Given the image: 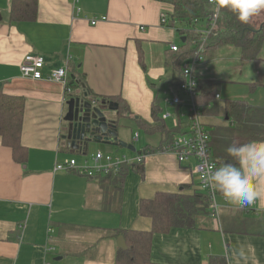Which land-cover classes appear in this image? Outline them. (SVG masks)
<instances>
[{"label":"crops","instance_id":"obj_1","mask_svg":"<svg viewBox=\"0 0 264 264\" xmlns=\"http://www.w3.org/2000/svg\"><path fill=\"white\" fill-rule=\"evenodd\" d=\"M12 3L0 0V87L25 100L22 143L28 161L16 163L0 139V264H116L123 249L119 240L126 243L121 237L106 239L108 232L150 231L152 221L140 216V201L158 193L199 192L196 162L180 164L164 149L151 152L143 156L144 177L130 169L122 192L113 182L56 171L58 163L71 159L79 166L89 163L97 152L119 155L105 145H96L90 155L73 150L66 139L68 103L76 92L99 101L115 100L126 114L120 122L126 121L130 130L122 132V139L133 145L143 134L144 145L140 149L133 145L137 152L156 147L158 137H149L141 128L142 123L154 122L156 91L150 83L163 89V121L165 113H185L188 107L185 96L182 108L165 102L177 90L163 84L166 60L172 45L180 46L184 40L175 28L161 23L162 14H171L173 6L162 0H37L36 20L29 22L11 19ZM94 19L100 20L95 26ZM139 46L146 72L139 62ZM28 56L44 58L46 74L66 67L76 91L68 95L62 83L22 77L20 67ZM259 58L243 64L241 50L227 45L213 59L196 64L193 73L198 85L219 84V101L252 100L254 104L246 102L264 107V46ZM171 120L164 122L175 130ZM208 120L204 125L210 134L229 122L224 114ZM137 152L128 158L139 156ZM257 183L264 184V179ZM182 186L191 189L182 191ZM218 201L220 221L210 215L200 220L199 229L176 228L154 235L153 262L209 264L213 257H225L227 264H244L233 255L243 244L248 264H264V235L250 229L264 223V197L251 213L222 195Z\"/></svg>","mask_w":264,"mask_h":264},{"label":"trees","instance_id":"obj_2","mask_svg":"<svg viewBox=\"0 0 264 264\" xmlns=\"http://www.w3.org/2000/svg\"><path fill=\"white\" fill-rule=\"evenodd\" d=\"M162 1L173 6L167 27L175 28L178 34L184 38L177 51L171 50L165 64L167 75L166 83L163 84H170L172 88L178 90L185 83L183 65L185 62L194 59L203 38L201 33L196 32L191 26L196 21L209 20L214 11L209 0ZM37 13V0H13L12 20L32 22L36 20ZM227 45L235 46L241 50L243 64L261 61L259 56L264 46V21L259 25L252 22L251 19L247 23H241L229 9H220L217 26L204 42L203 59H213L217 51ZM138 50L140 65L146 72L144 55L140 46ZM150 85L156 91V99L152 109L154 122L153 124L142 123L141 128L149 137H158V145L156 147L149 146L144 151H138L139 156L170 148L175 135L182 130L181 126L179 129L172 130L162 120L163 89L154 83H150ZM70 87L72 93L76 91L74 83L71 82ZM219 89L218 83L204 81L198 85L195 95V103L201 109L202 115L218 116L224 114L229 118L227 127L215 128L211 132L210 148L212 158L217 166L231 160L226 151L230 144L249 140H264V107H253L243 100L219 101L216 99ZM75 94H79V92ZM90 99L95 98L90 95ZM24 113L25 100L22 97L5 94L3 88L0 87V139L5 147L12 150L15 162L22 165L28 161V150L22 143ZM124 116H126L124 112L119 115V117ZM143 164V161L131 165L124 164L117 173H109L96 179L103 182H113L122 192L125 178L130 169L144 177ZM181 189L188 191L191 187L182 186ZM219 195L222 194L219 193ZM209 205L210 201L207 195L200 191H195L191 195L185 192L158 193L152 200H141L140 216L151 219L152 228L150 231L115 230L108 232L106 239L121 237L126 243V248L119 249L117 253L116 264H156L152 260L154 235L168 234L176 228L199 229L200 220L211 215ZM252 211L245 212L251 213ZM250 229L264 235V223L256 226L255 224L251 225ZM209 264H227V261L225 257H213Z\"/></svg>","mask_w":264,"mask_h":264},{"label":"built area","instance_id":"obj_3","mask_svg":"<svg viewBox=\"0 0 264 264\" xmlns=\"http://www.w3.org/2000/svg\"><path fill=\"white\" fill-rule=\"evenodd\" d=\"M216 2L217 0H209V4L214 11L209 20L203 22L196 21L194 25L191 26V28H193L196 32L201 33L203 36L201 44L199 45V49L194 59L185 62L183 65L185 83L178 90H174L171 94H168V98L165 100L166 105L170 108H182L184 106V102L181 97L185 96L188 99V107L185 113L177 115L165 113L163 115V119L164 121L172 119L175 129H179L180 126L182 128V130L175 135L170 148H166L164 151L174 153L180 164H185L191 160L196 162L195 171L199 175L200 179L199 190L201 193L207 195L210 201L209 211L211 215L220 221L221 205L218 201L220 195L217 191H213L206 181V177L210 170H213L212 166H217V163L212 158L210 148L212 138L210 131L203 124L201 109L197 107L195 103L198 82L193 73V67L203 61V54L205 51L204 42L217 26L220 11H215ZM169 17L170 14L168 13L162 14L161 23L163 26H167L169 24ZM103 20L106 19L103 18ZM99 22L100 20L94 19L92 20V25L95 26ZM144 29L145 28H142V30ZM171 50L177 51L178 46L172 45ZM46 67L47 65L44 58L38 56H28L21 65L20 72L22 77L27 79L49 80L62 83L66 89V94H72L68 69L66 67L52 68L49 69L46 74L44 72ZM216 98L219 99L220 96L217 95ZM141 161H143V156H137L133 159H129L127 156L97 152V154L91 158V162L89 163L86 161L83 165L79 166L76 160L71 159L64 163H58L56 171L72 172L90 179H95L97 177H104L109 173H117L124 164L131 165ZM225 201L227 202L228 200ZM255 206L256 202L250 206H238V208L242 211H251L255 210Z\"/></svg>","mask_w":264,"mask_h":264},{"label":"clouds","instance_id":"obj_4","mask_svg":"<svg viewBox=\"0 0 264 264\" xmlns=\"http://www.w3.org/2000/svg\"><path fill=\"white\" fill-rule=\"evenodd\" d=\"M227 8L241 23L264 11V0H217L215 11ZM230 161L220 166H212L206 181L213 191L222 194L225 200L237 206H250L264 197V140H249L232 143L226 149ZM233 255L248 264L247 247L239 245Z\"/></svg>","mask_w":264,"mask_h":264},{"label":"water","instance_id":"obj_5","mask_svg":"<svg viewBox=\"0 0 264 264\" xmlns=\"http://www.w3.org/2000/svg\"><path fill=\"white\" fill-rule=\"evenodd\" d=\"M113 104H115V108H112ZM68 106L66 139L73 150L87 154L86 151L91 145H105L119 150L126 149L133 153L137 152L132 144L122 139L125 125L120 122L121 117L117 115L119 111L117 103L90 99L88 93L82 92L73 95ZM106 112L116 115L112 118ZM119 241L122 248L125 249L126 246L122 244L123 240Z\"/></svg>","mask_w":264,"mask_h":264},{"label":"rangeland","instance_id":"obj_6","mask_svg":"<svg viewBox=\"0 0 264 264\" xmlns=\"http://www.w3.org/2000/svg\"><path fill=\"white\" fill-rule=\"evenodd\" d=\"M251 19V21L252 22H256V24H260V23H262L263 22V20H264V11H261L259 14H257V15H254L253 17H251L250 18ZM224 97H226V96H224ZM257 96H254V98H256ZM225 99H227V98H225ZM225 99H223V100H225ZM251 99V98H250ZM228 100V99H227ZM246 101H248L250 104H254L253 102H252V100H246ZM208 117L209 116H206V115H202V122H203V124H205V125H209V120H208ZM171 122H172V120H171ZM124 125H125V129L127 130V132H130V130H128L127 129V125H128V123L126 122V121H123L122 122ZM145 137H144V135L142 134V137H141V140H140V142H138V143H133V145L136 147V148H138V149H140V147L142 146V145H144V143H145ZM131 143V142H130ZM95 146L96 145H91L90 147H89V149H88V151H86V153L87 154H92V153H94V152H96V150H97V148H95ZM112 148V147H111ZM115 148H113V150H114ZM117 150H115V151H119V155H121V156H127V157H131V156H133V154L131 153V152H129L128 150H126V149H118V148H116ZM100 150H102V151H104V152H106V149L105 148H100Z\"/></svg>","mask_w":264,"mask_h":264},{"label":"flooded vegetation","instance_id":"obj_7","mask_svg":"<svg viewBox=\"0 0 264 264\" xmlns=\"http://www.w3.org/2000/svg\"><path fill=\"white\" fill-rule=\"evenodd\" d=\"M110 101L117 103V102L114 101V100H110ZM117 104H118V103H117ZM118 105H119V104H118ZM112 108H115V104L112 105ZM121 113H123V109L121 110V107H120V105H119V111L117 112V115H121ZM115 115H116V114H115Z\"/></svg>","mask_w":264,"mask_h":264}]
</instances>
